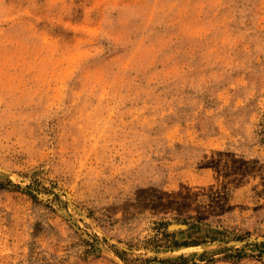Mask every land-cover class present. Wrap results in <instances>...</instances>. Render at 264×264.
Masks as SVG:
<instances>
[{
  "label": "rangeland",
  "instance_id": "obj_1",
  "mask_svg": "<svg viewBox=\"0 0 264 264\" xmlns=\"http://www.w3.org/2000/svg\"><path fill=\"white\" fill-rule=\"evenodd\" d=\"M0 264H264V0H0Z\"/></svg>",
  "mask_w": 264,
  "mask_h": 264
}]
</instances>
